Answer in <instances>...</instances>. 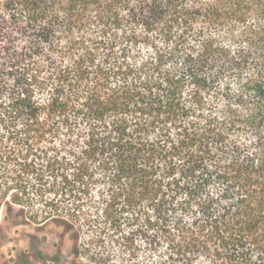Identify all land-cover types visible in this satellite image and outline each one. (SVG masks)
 <instances>
[{"label":"trees","instance_id":"1","mask_svg":"<svg viewBox=\"0 0 264 264\" xmlns=\"http://www.w3.org/2000/svg\"><path fill=\"white\" fill-rule=\"evenodd\" d=\"M0 210L82 264H264V0H0Z\"/></svg>","mask_w":264,"mask_h":264},{"label":"rangeland","instance_id":"2","mask_svg":"<svg viewBox=\"0 0 264 264\" xmlns=\"http://www.w3.org/2000/svg\"><path fill=\"white\" fill-rule=\"evenodd\" d=\"M0 210V264H82L71 252L70 230L58 221L12 225Z\"/></svg>","mask_w":264,"mask_h":264}]
</instances>
